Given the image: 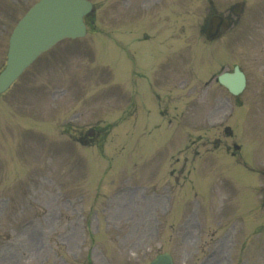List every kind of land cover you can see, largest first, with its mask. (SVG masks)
I'll list each match as a JSON object with an SVG mask.
<instances>
[{
	"label": "rangeland",
	"instance_id": "rangeland-1",
	"mask_svg": "<svg viewBox=\"0 0 264 264\" xmlns=\"http://www.w3.org/2000/svg\"><path fill=\"white\" fill-rule=\"evenodd\" d=\"M35 1L0 0V70ZM90 1L86 36L0 95V264H148L163 251L174 264H264V0H212L232 16L243 3L212 43L208 0ZM234 64L238 98L204 87ZM234 143L237 157L224 152Z\"/></svg>",
	"mask_w": 264,
	"mask_h": 264
},
{
	"label": "water",
	"instance_id": "water-1",
	"mask_svg": "<svg viewBox=\"0 0 264 264\" xmlns=\"http://www.w3.org/2000/svg\"><path fill=\"white\" fill-rule=\"evenodd\" d=\"M91 11L86 0H40L19 21L9 39L7 64L0 73V92L41 52L56 41L65 38L81 37L85 34L83 16ZM220 16L209 20L206 30L209 39L218 34V25L225 27ZM219 80L232 93H238L244 86V76L235 68L233 74H224ZM150 264H172L168 253L157 255Z\"/></svg>",
	"mask_w": 264,
	"mask_h": 264
}]
</instances>
